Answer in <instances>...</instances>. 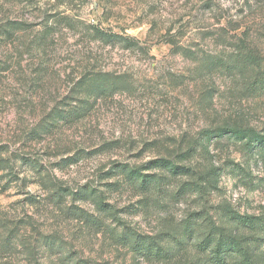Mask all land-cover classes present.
<instances>
[{
    "label": "rangeland",
    "instance_id": "1",
    "mask_svg": "<svg viewBox=\"0 0 264 264\" xmlns=\"http://www.w3.org/2000/svg\"><path fill=\"white\" fill-rule=\"evenodd\" d=\"M7 20L21 27L0 45V148L12 165L10 173L0 167V264H63L69 251L91 264H162L135 261L109 232L119 229L116 219L154 234L190 211L211 213L209 206L225 201L241 214L264 215V155L234 139L214 142L209 155L199 149L184 162L225 167L219 190L205 198L193 191L171 196L187 180L179 177L155 201H142L120 175L108 174L120 164L172 156L208 126L264 130V92L247 96L238 75L205 59L228 60L247 29L264 59V0H0V26ZM92 25L129 35L144 48L105 43L93 37ZM98 70L125 74L132 85L98 99L82 119L36 136L72 82ZM80 150L86 154L68 164ZM48 181L95 188L113 216L101 215L90 201H75L103 220L101 230L89 227L66 211L70 196L52 201ZM112 182L119 183L109 187ZM51 238L63 255L51 250ZM189 248L187 261L170 264H201ZM255 256L264 262V243Z\"/></svg>",
    "mask_w": 264,
    "mask_h": 264
},
{
    "label": "trees",
    "instance_id": "2",
    "mask_svg": "<svg viewBox=\"0 0 264 264\" xmlns=\"http://www.w3.org/2000/svg\"><path fill=\"white\" fill-rule=\"evenodd\" d=\"M21 27L18 20H7L0 26L2 41H8L15 31ZM93 37L105 43H119L124 48L140 50L144 47L138 40L129 35L111 32L110 30L92 25ZM248 30V29H247ZM244 30L237 36L236 43L226 59H209L205 57L206 65L216 67L220 65L226 72L238 75L241 79L244 94L253 95L264 92V59L263 54L250 38L249 31ZM213 33V32H212ZM248 41V42H247ZM130 78L125 74L108 71H86L72 82L69 95L60 104H56L42 118L35 135L41 137L42 133H51L59 123H74L85 117L98 99H106L117 93H123L131 87ZM212 91V90H211ZM211 96L210 90L207 91ZM222 139H234L243 148L260 152L264 155V130H257L242 124L223 123L201 129L197 136L191 139L185 149L176 151L172 156H160L149 159L145 163L132 166L123 165L114 167L110 176L120 175L123 184L133 189L145 199L155 201L158 195L167 191V186L179 177H185L175 192L171 195L175 199L187 192H196L202 198L213 190H219V179L225 167L213 165L198 168L184 164L202 149L209 155L208 147ZM84 151H78L69 158L67 163L77 162ZM21 159L26 160L24 156ZM10 158L1 154L0 167L10 173L12 165ZM26 162V161H25ZM31 167L37 172L41 171L40 164L29 160ZM108 175V176H109ZM119 182L108 183L116 186ZM49 196L53 202H60L63 197L70 196L72 204L66 211L77 220L101 230L103 220L95 217L83 207L76 206L75 201H90L96 211L103 216H113V209L106 205L97 190L87 184L73 187L48 181ZM145 205H148L146 203ZM211 213L206 209L188 212L184 217L168 225L154 234H144L132 230L129 226L116 219L119 229L111 227L109 232L112 238L127 248L134 257L149 263L170 264L176 260L187 261L189 246H193L198 253V262L201 264H264L256 258L257 246L264 243V215L241 214L230 203L221 202L209 206ZM263 233V234H262ZM12 233H9V236ZM55 241L50 239L51 250L57 255H63L62 248L53 246ZM196 259V260H197ZM63 264H91L85 259L76 256L72 251L64 254ZM195 259L188 261L193 264Z\"/></svg>",
    "mask_w": 264,
    "mask_h": 264
}]
</instances>
